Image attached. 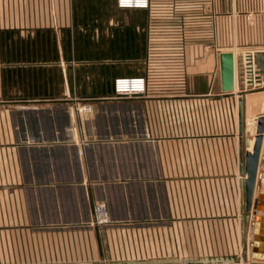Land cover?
<instances>
[{
    "label": "crops",
    "instance_id": "obj_1",
    "mask_svg": "<svg viewBox=\"0 0 264 264\" xmlns=\"http://www.w3.org/2000/svg\"><path fill=\"white\" fill-rule=\"evenodd\" d=\"M169 31L177 58L166 79L148 39ZM226 52H264V0H0V264L122 261L125 243L114 251L107 233L131 226L149 258L174 249L180 231L211 233L200 247L221 249L233 221L232 245L251 261L241 181L253 147L237 94L247 88L222 94ZM120 77H146V94L116 98ZM256 124L246 120L254 135ZM261 173L264 137L254 192L264 255ZM100 200L113 220L105 229L88 225Z\"/></svg>",
    "mask_w": 264,
    "mask_h": 264
},
{
    "label": "water",
    "instance_id": "obj_2",
    "mask_svg": "<svg viewBox=\"0 0 264 264\" xmlns=\"http://www.w3.org/2000/svg\"><path fill=\"white\" fill-rule=\"evenodd\" d=\"M254 63L256 67L255 80H250L249 85L252 86L254 81L257 84H264V52H257L254 54ZM220 70H221V87L222 94L235 95L238 83L235 78V58L232 52L222 53L220 55ZM241 96L238 100L239 111V131L244 136V147L250 148L251 138L255 137V144L252 151H244V162L242 164L241 188L243 193L245 220L247 229L253 227L255 238L250 247L251 261L244 263L235 256H204L199 258H184L183 260L177 258H163L152 260H131V261H112L109 264H264V255H261V249L258 247V202L254 199V192L256 188V181L258 177V168L260 163L261 148L263 144L264 134V86L257 89H242L237 91ZM259 117V118H258ZM257 118V127L255 135L254 131L247 130L246 120ZM264 177V173L259 176ZM251 215L256 218V223L251 225ZM78 264H93V263H78Z\"/></svg>",
    "mask_w": 264,
    "mask_h": 264
},
{
    "label": "rangeland",
    "instance_id": "obj_3",
    "mask_svg": "<svg viewBox=\"0 0 264 264\" xmlns=\"http://www.w3.org/2000/svg\"><path fill=\"white\" fill-rule=\"evenodd\" d=\"M164 24H165V26H169V27H164V29L169 30L170 29V23L165 22ZM170 31L168 32L169 35H166L163 38V41H161V38H155L154 36L149 37V39H148V45H149L148 56L151 60L150 64H153V66H157L158 64H161V63H153V59L156 60L157 58L162 57L163 66L160 65L159 67H162L164 73H163V75H160L157 77H163L166 79L167 78L168 79L173 78L174 75L171 72L174 71L175 67L173 66V64L175 63L176 58H177V54L174 53V51L172 50L173 42H172V38L170 35ZM161 46L164 47V52L162 54L159 51H157V48L161 47ZM233 54H234V58H235V78H236L235 80L238 84L240 83L244 86V83L242 82V76H243V70H242V66H241L242 54H237V55H236V53H233ZM253 54H255V53H253ZM159 67H158V69H160ZM181 68H184L183 64H181V66L179 67L178 70H180ZM162 69H160V70H162ZM180 71L183 72L184 70L181 69ZM185 76L182 75L181 77H185ZM248 124H250V123H248ZM247 130L250 132L253 131L252 128H247ZM250 147H251V145H250ZM100 201H103L107 204V202L104 200H100ZM97 202H99V201H97ZM95 204L93 206V218L89 222L88 225L90 227L100 228V229H105V228L112 226L113 220L111 218V215H110V224L109 225L102 226V225L96 224ZM107 206H108V204H107ZM233 223H234V221L232 223L228 224V228H229L228 235L231 239L230 240L231 246L222 247L221 249L219 247L218 248L212 247L211 249L209 247L208 248L200 247V246H202L204 237H205L206 242H207L211 233H207V232L204 233V232H199V231H196L195 233H191V232H186V231H183V232L180 231V232L174 233V243H175L174 249L171 250V248H169L167 246L160 248V251H161V255H160L161 257L160 258L161 259L162 258H177V259L183 260L184 258L204 257L205 253L209 254L211 252L213 254L207 255V256H235V257L239 258L240 261H243L244 263H249L248 248L247 247L236 248L235 246L232 245V243H233L232 238L235 239V236H236V226H235V223L234 224ZM196 226L198 228L203 227L200 225H196ZM131 227H134L135 229L128 230L125 228L126 230H122L121 233H119V234L114 233L113 231H111L110 233H107V236H109V238L111 240V244L113 246L114 251H117V249H116L117 243H119V242L125 243L126 251L124 252V255L120 254V258L122 259V261L158 259L159 257L149 258L148 254L143 253L142 245L143 244L145 245L144 235H141V233L139 232V228L137 226H131ZM231 227H232V230H231ZM216 234L217 233L215 232L214 236H217ZM165 235H166L165 233H158L159 237H161V236L163 237L164 243H166ZM152 236L154 238H156L155 233H153ZM192 236L195 239V246L193 245ZM220 250L222 251V253ZM171 252H174L175 254L170 255ZM215 253H218V254H215ZM116 256H118V255H116ZM101 264H109V262H103ZM187 264H200V263L189 262Z\"/></svg>",
    "mask_w": 264,
    "mask_h": 264
},
{
    "label": "built area",
    "instance_id": "obj_4",
    "mask_svg": "<svg viewBox=\"0 0 264 264\" xmlns=\"http://www.w3.org/2000/svg\"><path fill=\"white\" fill-rule=\"evenodd\" d=\"M151 0H117L121 9H149ZM243 76L242 82L247 89H255L256 81L249 85V81L255 80L256 67L254 54L247 52L242 54L241 62ZM259 88V87H257ZM148 81L146 77H120L114 81V94L116 98H133L146 94ZM96 224L106 226L110 224V212L105 202L99 201L95 204Z\"/></svg>",
    "mask_w": 264,
    "mask_h": 264
},
{
    "label": "bare ground",
    "instance_id": "obj_5",
    "mask_svg": "<svg viewBox=\"0 0 264 264\" xmlns=\"http://www.w3.org/2000/svg\"><path fill=\"white\" fill-rule=\"evenodd\" d=\"M253 147V145H251V148Z\"/></svg>",
    "mask_w": 264,
    "mask_h": 264
}]
</instances>
